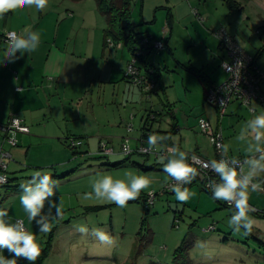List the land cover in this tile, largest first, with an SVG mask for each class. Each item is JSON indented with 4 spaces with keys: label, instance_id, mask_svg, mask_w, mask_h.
<instances>
[{
    "label": "rangeland",
    "instance_id": "rangeland-1",
    "mask_svg": "<svg viewBox=\"0 0 264 264\" xmlns=\"http://www.w3.org/2000/svg\"><path fill=\"white\" fill-rule=\"evenodd\" d=\"M145 1L146 5L151 3V0L132 1L133 5L138 2V7L133 8L132 5V11L133 9L135 11L131 25L136 32L140 30L142 33L144 31L152 34L160 33L162 17H166L167 10L156 11L157 20L154 24L144 23L139 13V6H143ZM185 1L189 3V8L194 13L198 11L197 9L201 11V15L198 18L196 16L198 20L200 18L202 21L203 17L209 14L221 22L217 28L206 23L205 26L209 28L215 27L213 32L225 29L232 38L237 36L240 47L248 56L257 60V66L264 73V0H237L234 3H237L238 7L231 10L224 0ZM222 7H225L226 12ZM179 10L186 11L187 5L180 7ZM25 11L27 13L23 14ZM13 12L19 15V19L26 20L30 31L33 26L45 32V28L52 27L53 23L58 27L61 26L62 32L74 29L73 40L77 38L84 41L86 38L89 49L94 47V64L101 59L103 31L106 29V23L98 12L95 0H49L48 6L43 11L35 6L17 8L0 18V27L5 24L11 25L14 19ZM67 12L72 14L74 19L69 21L65 17ZM150 13L151 11L145 16L149 17ZM54 20L56 21L53 22ZM72 43L73 41L70 40L69 45ZM122 45L119 50H125L131 61V53ZM76 46L79 47L80 43L78 42V45L76 43ZM194 50L200 51L197 46L193 48ZM182 51L185 54L187 47ZM151 70L154 72V69ZM125 81L139 90L135 91L137 95L134 101L137 104L130 106L134 110L130 108L131 113H134L135 110L143 107L139 96L143 91L131 81L126 79ZM260 87L264 95V81ZM94 91L99 92L97 86L94 87ZM107 92L111 93L112 89L107 88ZM153 92L143 93L150 95ZM124 94L128 95V92L125 91ZM124 94L121 93L120 96L123 97ZM100 97L102 100L98 104L94 93V118L96 120L98 118L100 124L94 120V147H91V155H83L85 151L88 152L85 139L74 138L76 142H82V146L76 150L69 148L66 140V148L60 151L59 162H65L66 166H58L56 172L59 176H63L70 170L74 172L63 179H55L59 182V187L55 189V196L49 199L55 200L57 204L63 201L62 216L52 222L51 230L47 234L39 233L35 222L28 221L20 200L12 204L11 198H8L10 195L6 192L7 187H0V208L6 209L13 218L16 217L15 222L18 219L23 220L26 225L24 227L37 234L42 250L47 251L44 264H264V171L258 172L253 177V183L258 186L257 189L252 191L250 186L249 190L248 203L254 209L249 212L254 221L252 230L248 235H243L244 229H241L240 233H235L228 224L234 209L226 207L223 201L220 204L212 199V196L204 191L199 183L189 188L195 195L187 203H181L173 194L162 195L166 183L170 181V177L163 172V169L145 171L132 166L133 161L141 162L140 159L144 158L139 153L131 156L130 161L122 167L112 169L105 167L108 159L100 158L103 154L101 150H118L119 146L127 145L134 151V140L137 137L131 132L124 135L123 143L119 141L121 135L112 119L119 113H123L120 107L124 103L120 101L121 104L113 107L108 101L103 100L102 96ZM108 97L111 98V95L108 94ZM253 106L257 112L255 115L264 111V106L259 103ZM135 115L138 116V113L135 112ZM255 115H252L239 102H233L229 106L223 124L225 128L223 142L228 146L227 155L230 158L236 156L235 158L242 161L248 158L249 154L245 151L247 144L238 141L236 137L245 123ZM228 122L230 127L226 128ZM125 124L128 128H132L133 125L136 130L134 121H128ZM107 136H113L115 139ZM199 136L205 139L208 151L212 153L210 160H214L215 151L209 139L201 133ZM42 153L44 151L31 152L29 161H34ZM22 159L25 161V155H22ZM158 161L164 163L162 160ZM5 163L10 166L12 161L7 159ZM101 167L102 169H99ZM128 171L147 175L152 183L148 189L140 193L136 200L129 201L127 206L121 208L107 200L96 199L94 196L91 199L84 198L85 193L92 192L91 184L97 173H108L114 178H124ZM9 172H11L10 169ZM150 194H155L156 198L154 205L149 208L148 195ZM48 211L49 205L46 202L44 212ZM55 212L56 209L52 208L53 216ZM81 226L87 227L89 234L79 232L78 229ZM96 228L105 229L114 238L113 244H100L91 235V231ZM0 256L11 258L5 249H0ZM23 261L24 259H19L17 264H22Z\"/></svg>",
    "mask_w": 264,
    "mask_h": 264
},
{
    "label": "crops",
    "instance_id": "crops-1",
    "mask_svg": "<svg viewBox=\"0 0 264 264\" xmlns=\"http://www.w3.org/2000/svg\"><path fill=\"white\" fill-rule=\"evenodd\" d=\"M236 1L231 0L235 8L238 7V4L234 3ZM137 5L138 2L133 5V8ZM185 5L187 10L180 11L179 8ZM141 6H139V13L144 23L154 24L157 20L156 11L167 10L166 17H162V22L159 20L162 23L160 33L152 34L148 31L142 33L140 30L137 32L153 39L164 40L166 49L159 53L150 51L148 54L151 69L156 72V89L150 95L140 93L143 107L135 110L138 116L130 111V106L137 104L134 100L139 90L125 81L124 69L130 62V56L125 50L105 48L103 38L101 59L94 64V47L89 49L86 38L84 41L77 38L73 40L74 29L62 32V27L53 23L52 27H44L45 32L31 26L32 31L40 33L39 48L31 54L25 52L21 56V53H17L20 59L10 63L5 56L7 44L3 41V35L13 31L23 33L25 30L30 31V28L26 20L19 19V15L15 12H13L14 19L11 25L5 24L0 27V124H6L10 117L17 116L29 128V134L18 136L17 147L4 146L12 161L10 166L8 164L10 184L6 190L12 204L20 200L21 195V192H15L12 187L20 186L30 180L35 171L48 170L54 180L63 179L74 172L70 170L63 176H59L56 172L58 166H66L65 162H59V157L60 151L66 148L65 141L68 138L87 140L88 152L85 151L83 155H91V147H94V120L100 124L99 119L94 118V93L98 104L102 100L100 96L113 107L121 104L120 101L124 103L120 107L123 113H119L112 121L121 135L120 138L118 137L121 143H123L124 135L131 132L137 137L134 140V151L148 146L147 140L143 138L144 134L158 133L169 137L161 142L164 146H176L187 155L197 154L207 160L212 158L205 139L199 136V121L201 119L208 121L214 130H220L223 138L225 137L223 124L226 116L220 121L217 109L206 101L207 89L219 86L227 79L221 67L222 62L227 60L226 55L214 34L211 35L214 33V28L219 27L221 22L209 14L203 17L202 21L200 18L198 20L201 11L197 9L198 11L194 13L185 0H151L150 4L146 5L145 1ZM222 9L226 12L225 7ZM134 11L133 9L132 15ZM149 11H151L149 17L145 16ZM65 17L69 21L74 19L69 12ZM206 23L215 27L209 28L205 26ZM209 31L210 35H208ZM233 39L238 43L237 36H233ZM70 40L73 41L71 45H69ZM78 42L79 47L76 46ZM196 46L200 51H193ZM185 47L187 51L184 54L182 49ZM53 49L62 53V57L54 58ZM193 71L201 72L205 76L208 88L198 80ZM102 85L104 86L101 88ZM95 86L99 92L94 91ZM107 88L112 89V92L108 93ZM125 91L128 95L124 94ZM260 92L263 95L261 90ZM121 93L124 94L123 97L120 96ZM168 110L171 111V115L168 114ZM149 115L151 117L154 115L155 119L151 120ZM128 121L135 122L136 130L133 125L132 128L125 127ZM228 127H230L229 122L226 124V128ZM107 137L115 139L113 136ZM261 146L264 147L263 144ZM121 147L119 146L118 150L112 149L114 154L106 156L109 164L126 159L130 161L133 154L130 157L123 155ZM33 151H44V153L38 155L35 162L29 161ZM22 155H25V161ZM102 157L105 158L101 155L100 158ZM111 157L114 158L111 159ZM151 158L144 157L140 159L141 162L133 161V163L144 166L148 169L146 171L162 170L166 161L155 158L151 160ZM108 163L105 164L106 168L109 167ZM132 166L135 165L132 164ZM8 216L11 218L10 222L15 223L16 217L13 218L10 214ZM24 226H26L25 223Z\"/></svg>",
    "mask_w": 264,
    "mask_h": 264
},
{
    "label": "clouds",
    "instance_id": "clouds-1",
    "mask_svg": "<svg viewBox=\"0 0 264 264\" xmlns=\"http://www.w3.org/2000/svg\"><path fill=\"white\" fill-rule=\"evenodd\" d=\"M48 3L49 0H0V18L10 11L25 6H35L43 11ZM40 43L41 37L38 31L25 30L20 34L10 32L5 56L8 62L15 63L20 59L17 53H21V56L25 52L31 54L39 48ZM52 55L54 58L62 57V53L56 49H53ZM242 67L243 63L237 61L234 69L240 73ZM247 101L249 100L246 98V103ZM250 111H255V109L251 108ZM12 123L15 126L19 120L13 117ZM249 129L250 132L247 131ZM167 139H169L167 136L149 133L148 147L143 151L151 152L157 147H164L161 142ZM236 139L247 144L245 151L249 154L248 158L243 162L235 157L228 158V146L218 144L217 147L222 149L221 159L203 162V167L219 178L218 180L210 179L208 182L207 187L212 193V199L223 201L230 207H234V212L228 220L229 226L235 233H240L241 229H244L243 235H248L254 223L249 215L250 211H254L248 203L249 190L250 186L252 191L257 189L258 186L253 183V177L258 172L264 171V147L261 146L264 144V111L248 120ZM167 153V163L163 166V172L174 181L170 191L174 193L178 202L187 203L195 193L184 185L191 184L199 173L188 163L187 154L178 147L167 148ZM192 159L197 158L192 157ZM246 168L247 171H245ZM151 183L147 175L135 174L133 171L126 172L124 178H114L108 173H97L91 184L92 192L85 193L84 198L91 199L94 196L96 199L107 200L123 208L129 201L136 200L143 190L150 187ZM58 187V181L52 178L48 170L35 171L30 180L20 185V204L28 221L35 222L39 233L47 234L51 230L52 222L62 216L63 201L57 204L55 200L49 199L55 196V189ZM46 202L49 205L47 213L44 212ZM52 208L56 209L54 216L51 213ZM10 220L8 211L0 208V249L7 250L11 257L0 256V264H17L19 259L28 261V264H35L42 253L37 234L25 228L23 220L18 219L15 223ZM78 231L89 234L85 226L79 227ZM91 235L102 245H112L114 242V238L105 229H93Z\"/></svg>",
    "mask_w": 264,
    "mask_h": 264
},
{
    "label": "built area",
    "instance_id": "built-area-1",
    "mask_svg": "<svg viewBox=\"0 0 264 264\" xmlns=\"http://www.w3.org/2000/svg\"><path fill=\"white\" fill-rule=\"evenodd\" d=\"M8 33L6 32L3 35V41L7 44ZM17 33V32H16ZM20 34V33H17ZM214 36L219 41L227 60L223 61L221 67L227 75V79L219 86L210 88L206 94V101L209 105L216 108L219 114V119H222L226 116V111L231 103L239 102L242 106L246 107L249 111L252 107V101H258L261 105H264V96L261 94L260 85L264 81V73L260 71V68L254 63V60L246 54V52L240 47V45L226 32L225 29H220L214 32ZM108 48H117L119 49L122 44L115 43L112 40L107 41ZM166 48V42L164 40H155L151 37L142 38L134 47L133 53L131 54L132 59L128 63L124 78L131 81V83L143 92L147 94L153 92L156 88V79L153 76L154 72L149 70L147 73L144 71L141 66L140 59L146 57L149 52H162ZM237 61L243 63V67L240 69V73L235 71V66ZM225 67H223V64ZM246 98L249 100L246 103ZM252 115L255 114V111H250ZM13 117L19 120V123L13 126L12 120ZM151 120L155 119V116L149 115ZM200 133L205 135L215 151V160H219L222 157V149L218 148L217 145H224L223 136L221 131L214 130L210 123L204 119L199 121ZM29 134V128L25 125L24 121L17 117H10L9 121L6 124H0V187L6 186L8 183V164L5 163L7 159L11 160V156L8 152L5 151L4 146L8 145L11 148L17 147L18 141L17 138L19 135ZM68 147L71 149H78L82 146V142H76L74 138L67 140ZM148 147V146H147ZM147 147H140L136 151H132L127 145H122L121 152L125 156H131L133 153H139L143 156L153 157L155 159H163L167 162V148L172 146H164L161 150L153 149L151 152H145L143 149ZM102 156H110L113 153L111 149H105L100 151ZM258 155V154H257ZM188 163L195 167L198 171V175L192 181L191 184L184 185L189 188L190 186L196 185L199 183L201 188L212 194L209 188L207 187L210 179L219 178L211 172L209 169L203 167V162H208L209 160L197 155V154H188ZM192 157H196V160H193ZM228 158H230L227 155ZM243 162L242 160H240ZM174 181L170 178V181L166 183L162 195L174 194L170 191V188ZM156 198L155 194L148 195V207L150 208L154 204ZM226 207H230L227 203L223 202Z\"/></svg>",
    "mask_w": 264,
    "mask_h": 264
},
{
    "label": "trees",
    "instance_id": "trees-1",
    "mask_svg": "<svg viewBox=\"0 0 264 264\" xmlns=\"http://www.w3.org/2000/svg\"><path fill=\"white\" fill-rule=\"evenodd\" d=\"M132 1L133 0H95L98 12L104 18V22L106 23V29L103 31V33H104V36H103L104 47L105 48L108 46L107 41L112 40L115 43L123 44L122 46H125L128 49V51L132 54L135 45L142 38L149 37V36L137 33L131 25V23H132L131 22V20H132V5H133ZM225 3L228 5V7L230 9L234 8V4L231 2V0H225ZM124 24H126V25H124ZM253 60H254V63L256 64L257 60L256 59H253ZM140 63L142 64V67L146 73L149 70H151L148 55L146 57H144L143 59H140ZM194 73H195L196 77L198 78V80L203 85H205L206 88H208L209 85H207V80H206L205 76L201 72H194ZM153 76L156 79V72H154ZM210 88L211 87H209L207 90H209ZM170 113H171V111L168 110V114H170ZM148 135H149V133L143 135L144 140H147ZM160 135H162V134H160ZM134 154L137 155V153H134ZM141 156H143V155H141ZM146 157H148V156H146ZM128 161H129V159H126L122 162H118L115 164H109V167L119 168V167L123 166ZM132 164L137 166V167L140 166V165L135 164V163H132ZM140 169L145 170V171L148 170V169H145L144 166H140ZM9 184H10V179L8 177V183L5 187H7ZM9 188H11V187H9ZM12 188L15 192H21L20 186H13ZM189 188H191V186ZM210 195L212 196V194H210ZM216 201L220 204L222 202V201H218V200H216ZM178 250H180V248ZM46 252H47L46 250H42L41 256L38 258V260L35 262V264H44V261L46 259V255H47ZM22 264H28V261L24 260Z\"/></svg>",
    "mask_w": 264,
    "mask_h": 264
}]
</instances>
